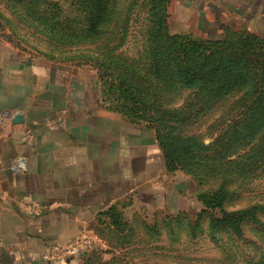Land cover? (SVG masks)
I'll return each instance as SVG.
<instances>
[{
  "label": "rangeland",
  "instance_id": "rangeland-1",
  "mask_svg": "<svg viewBox=\"0 0 264 264\" xmlns=\"http://www.w3.org/2000/svg\"><path fill=\"white\" fill-rule=\"evenodd\" d=\"M16 2L0 0V43L23 54L74 67L90 80L104 111L151 130L160 150L174 161L166 169L167 182L163 181L169 202L179 198L190 205L187 212L170 216L152 208L147 210L140 204L118 206L101 213L90 225L93 245L82 258V264H264V226L255 228L243 222L240 234L223 228L209 230L211 218L219 219L220 212L201 214L197 201L200 194L215 190L218 184L216 179L205 180L202 175L200 158L211 155L206 153L208 149L222 164L234 163L243 167L244 173L250 164L245 160L249 148L235 149L230 141L233 127L245 126V115H240L244 110L240 106L234 108L235 95L213 107L196 104L190 96L192 91L183 89L173 73L155 72L144 49L149 36H159L165 17L171 37L221 41L231 36L241 38L245 32L264 45V0H244L245 22H237L235 28L233 22H206L184 0H118L117 19L106 27L115 24L121 31L109 45L111 49L107 48L113 56L111 63L97 53L92 52V58L88 56L90 52L83 53L87 46L73 53L74 48L45 38L39 30L51 25L27 17V12L32 15L45 10L60 13L61 19L78 15L72 11L75 0H48L47 6L39 3L33 7L27 2L21 5ZM240 26L245 29H238ZM102 43L103 39L96 42L105 52ZM260 122V148L264 151V119ZM171 143L176 148L186 146L187 150L169 155ZM262 157L259 166L264 171ZM248 183L260 193L253 194L255 198L264 197V173L260 180ZM254 197L238 194L225 203L224 210L248 208L256 200Z\"/></svg>",
  "mask_w": 264,
  "mask_h": 264
},
{
  "label": "crops",
  "instance_id": "crops-1",
  "mask_svg": "<svg viewBox=\"0 0 264 264\" xmlns=\"http://www.w3.org/2000/svg\"><path fill=\"white\" fill-rule=\"evenodd\" d=\"M184 2L208 23L245 22L244 0ZM97 99L74 67L0 43V264H49L47 246L93 235L91 223L111 207L189 210L169 202L153 132Z\"/></svg>",
  "mask_w": 264,
  "mask_h": 264
},
{
  "label": "trees",
  "instance_id": "trees-1",
  "mask_svg": "<svg viewBox=\"0 0 264 264\" xmlns=\"http://www.w3.org/2000/svg\"><path fill=\"white\" fill-rule=\"evenodd\" d=\"M47 1L17 0L16 3L21 5L27 2L33 7L39 3L47 6L50 4ZM73 5L75 7L72 11L78 15L72 17L63 16L64 18L61 19L60 13L47 10L33 12L32 15L27 12V17L41 24L51 25L49 28L39 30V33L45 38L54 39L59 44L74 48L73 53L87 46L83 53L90 52L91 54L88 55L90 57L92 52L97 53L98 57H105V62H113V56L107 48L111 49L109 45L121 34V31L115 27V24L111 28L106 27L117 19L115 9L118 0H75ZM79 22H81L80 26ZM164 24V28L158 30L159 36L154 34L149 36L150 40L144 48L155 72L159 75H162L163 71L173 73L177 81H181L179 83L183 89L192 91L190 96L195 98L196 104L213 107L214 104L219 105L228 96L235 95L234 108L238 106L244 110L240 115H245V126L233 127L232 132L230 131L232 136L230 141L231 147L235 149H242L244 146L245 149L249 148L245 160L250 164L245 167V173L243 167L235 166L234 163L222 164L221 160L215 158L212 149L206 152H210V156L200 158L205 180L212 178L218 181L215 190L197 197L202 208L201 214L213 210L220 212L219 219L211 218L208 229L223 228L240 234V226L243 222L255 228L260 225L263 227L264 197L255 198L253 194L256 196L260 193L255 192L248 182L260 180L264 173L259 166L264 155V151L260 148L262 136L259 135L260 120L264 119V45L256 36L245 32L241 38L234 39L231 36L221 41L209 39L191 41L187 38L171 37L166 29V17ZM101 39H103L102 44H105L103 46L105 52L96 44ZM247 118L250 120L249 123ZM168 148H171L169 155L174 152L181 154L182 150H187L186 146L176 148L174 143L169 144ZM162 156L168 169V165L173 164L174 161L166 158L163 151ZM243 181L245 183H242ZM243 193L246 197L253 196L256 199L251 206L230 212L224 210L227 201ZM113 208H109L106 212H111Z\"/></svg>",
  "mask_w": 264,
  "mask_h": 264
},
{
  "label": "built area",
  "instance_id": "built-area-1",
  "mask_svg": "<svg viewBox=\"0 0 264 264\" xmlns=\"http://www.w3.org/2000/svg\"><path fill=\"white\" fill-rule=\"evenodd\" d=\"M92 238L86 234L68 244H55L47 246L42 255L43 261L56 263L79 257H84L92 247Z\"/></svg>",
  "mask_w": 264,
  "mask_h": 264
}]
</instances>
